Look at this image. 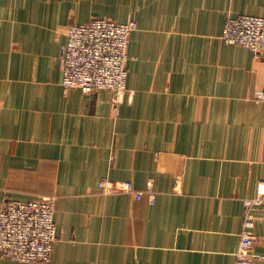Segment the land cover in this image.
<instances>
[{
	"label": "crops",
	"instance_id": "obj_1",
	"mask_svg": "<svg viewBox=\"0 0 264 264\" xmlns=\"http://www.w3.org/2000/svg\"><path fill=\"white\" fill-rule=\"evenodd\" d=\"M238 15L264 0H0V201L55 199L58 241L29 264H234L244 203L264 196V53L220 39ZM93 19L136 23L117 116L105 91L61 87L67 29ZM101 179L151 181L155 203Z\"/></svg>",
	"mask_w": 264,
	"mask_h": 264
},
{
	"label": "built area",
	"instance_id": "obj_2",
	"mask_svg": "<svg viewBox=\"0 0 264 264\" xmlns=\"http://www.w3.org/2000/svg\"><path fill=\"white\" fill-rule=\"evenodd\" d=\"M135 30L134 21L116 23L107 19L69 26L59 57L63 93L75 88L86 95L103 90L108 95L112 115L117 116L121 104L132 98L126 87V63L129 37ZM220 39L225 44L246 48L253 55L263 54L264 17H229ZM257 99L264 102V89L257 93ZM97 187L102 194L126 193L136 201L146 196L150 205L155 203L156 191L151 181L145 183L143 190H137L129 181L109 179H101ZM54 206L52 196L29 201L4 196L0 201V259L18 264L49 262L58 241ZM258 208H264V196L244 203L234 264H264V252L254 251L257 237L252 230Z\"/></svg>",
	"mask_w": 264,
	"mask_h": 264
}]
</instances>
